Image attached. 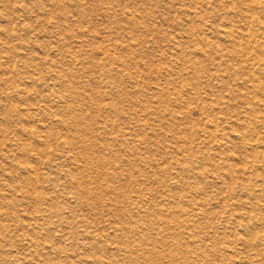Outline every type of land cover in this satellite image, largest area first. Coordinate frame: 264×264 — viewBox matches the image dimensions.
Masks as SVG:
<instances>
[{
	"label": "rangeland",
	"instance_id": "1",
	"mask_svg": "<svg viewBox=\"0 0 264 264\" xmlns=\"http://www.w3.org/2000/svg\"><path fill=\"white\" fill-rule=\"evenodd\" d=\"M0 264H264V0H0Z\"/></svg>",
	"mask_w": 264,
	"mask_h": 264
}]
</instances>
